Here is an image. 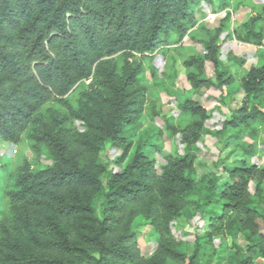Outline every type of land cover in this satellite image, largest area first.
I'll use <instances>...</instances> for the list:
<instances>
[{
	"label": "trees",
	"instance_id": "trees-1",
	"mask_svg": "<svg viewBox=\"0 0 264 264\" xmlns=\"http://www.w3.org/2000/svg\"><path fill=\"white\" fill-rule=\"evenodd\" d=\"M229 4L0 0V139L16 145L27 133L35 154L50 160L37 169L24 160L5 192L8 214L0 218V264H199L213 238L235 231L246 244L229 255L227 264L264 260V232L257 224H264L259 206L264 165L234 160L221 172L226 177L212 171L197 177L196 144L211 119L199 101L185 96L178 103L180 112L192 118L182 128L163 119L165 129L179 135L182 153L166 156L160 170L147 153L161 150L155 143L160 133L133 132L148 91L143 58L187 36L194 41L190 30L197 24L196 12L204 6L217 12ZM262 18L254 14L240 23L238 39L264 47ZM229 19L226 11L219 26L206 29L197 40L204 52L184 58L181 65L193 91H221L238 82L233 93H242L240 104L222 120L217 134L233 129L227 143L251 156L254 144L241 146L238 140L264 131V61L238 80L221 67L218 38ZM87 80L73 105L69 92ZM49 102L64 111L47 107ZM106 145L120 151L112 160L117 170L100 160ZM186 210L202 216L206 227L196 234L190 254L171 232ZM136 218L160 235L149 255L142 253Z\"/></svg>",
	"mask_w": 264,
	"mask_h": 264
},
{
	"label": "rangeland",
	"instance_id": "rangeland-1",
	"mask_svg": "<svg viewBox=\"0 0 264 264\" xmlns=\"http://www.w3.org/2000/svg\"><path fill=\"white\" fill-rule=\"evenodd\" d=\"M264 0H230L229 7L214 12L210 7L204 6L197 13V24L190 30L195 40L187 36L181 42L159 48L154 53L146 55L142 62L144 66L143 82L147 85L146 105L144 113L135 126L133 132L138 135H154L160 133L158 143L161 150L155 152L151 149L148 155L155 159L156 167L160 170L165 164L166 156H178L182 153V145L179 135H171L164 125L163 119L170 120L179 129L189 123L192 118L182 114L178 103L185 96L194 101H199L206 109L211 119L205 126V132L201 135L196 144L197 159L195 161L197 177L208 171L218 172L226 177L223 170L233 165L234 160L245 159L248 164L264 165V131H261L256 138L241 137L238 141L241 146L254 144V153L251 156H244L240 147L235 143H227L228 137L233 134V129H228L222 134L221 122L228 117L230 110L239 106L242 93H233L238 85L236 81L231 87L221 91L214 89H201L193 91L186 80L185 69L181 65L184 58L192 54H202L203 46L197 41L205 35V30H212L219 26L224 13L230 12V19L226 28L218 38V58L221 67L226 68L237 80L255 64L264 61V47L243 43L238 39V26L246 21L251 15H263L261 23L264 24ZM213 16V17H212ZM189 35V36H190ZM239 60L243 62L239 64ZM206 71L210 76L214 72L210 63H206ZM90 80L81 81L69 92L67 98L75 105V100L87 88ZM47 107L64 111L55 102H49ZM72 125L82 129L80 124L73 121ZM27 133L21 136V141L14 145L0 139V209L2 215L8 214L6 190L15 179L18 167L27 160L33 169L50 164L45 155L37 156L32 149ZM137 138V137H136ZM120 154L119 150H112L106 145L100 155V160L110 168L117 170L112 160ZM104 180V177H103ZM253 184L249 185V192L253 194ZM264 195V184L262 185ZM101 196H98L95 204L99 206ZM260 209L264 211V197L259 203ZM134 228L141 239L142 253L149 255L155 241L159 239V233L151 226L144 223L140 218L134 220ZM261 231L264 232V224L257 220ZM206 230L204 219L200 215H192L187 210L178 217L171 227L173 237L182 242L188 254H190L195 236ZM246 244L244 236L235 231L232 235H221L213 238L206 249L200 255L199 264H227L228 257L233 252L243 249ZM208 261H210L208 263ZM256 263L264 264L260 257L255 259Z\"/></svg>",
	"mask_w": 264,
	"mask_h": 264
},
{
	"label": "built area",
	"instance_id": "built-area-1",
	"mask_svg": "<svg viewBox=\"0 0 264 264\" xmlns=\"http://www.w3.org/2000/svg\"><path fill=\"white\" fill-rule=\"evenodd\" d=\"M213 17V16H212Z\"/></svg>",
	"mask_w": 264,
	"mask_h": 264
}]
</instances>
